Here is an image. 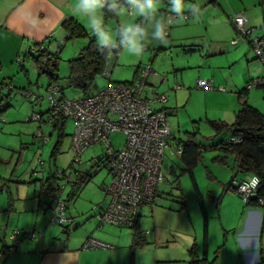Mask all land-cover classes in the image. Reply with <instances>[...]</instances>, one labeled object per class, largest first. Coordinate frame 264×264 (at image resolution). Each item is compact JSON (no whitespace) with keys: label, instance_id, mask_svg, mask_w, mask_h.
<instances>
[{"label":"rangeland","instance_id":"obj_1","mask_svg":"<svg viewBox=\"0 0 264 264\" xmlns=\"http://www.w3.org/2000/svg\"><path fill=\"white\" fill-rule=\"evenodd\" d=\"M139 3L141 5L144 0H139ZM182 3L183 12L178 15L171 11L174 7L172 0H155V11L147 13L148 16L141 14L139 18L135 16L139 12V4L132 3L128 9L127 5L120 3L115 16L102 10L97 24L85 22L88 37H66L59 48L53 40L49 50L57 51L58 77L55 81L63 86L68 97L81 93L65 84L67 59L76 56L90 37L97 42L119 45L117 51L107 57L104 72L95 75L96 87L109 81L135 79L137 70L145 64L155 71V75L146 76L142 93L149 96L155 89L166 96L164 102H153L152 105L167 106L166 119L173 137L164 149L162 179L157 183L153 201L138 208L139 227L155 243L172 239L170 244L185 247L194 241L200 256L204 219L193 187L194 179L206 216V254L212 258L215 253V262L226 247L216 201L223 193V183L230 176L231 161H214L211 158L214 149H205L191 167L190 175L176 146L188 132H195L198 143L206 146L226 135V131L214 133L210 122L232 121L233 111L239 107L235 92L245 87L247 81L263 74V64L254 57L248 39L255 34H264V19L257 0H182ZM166 11L170 15H165ZM233 11H244L249 18L245 26H252V30L245 38H237L239 32L230 21ZM157 23L163 26L164 39L154 35ZM130 27L134 31H142L139 55L130 53L127 48L126 34L131 35L127 32ZM101 32L108 39H104ZM232 39H236V43ZM24 50L25 47L18 55L21 60L7 62L3 59L0 64V244L12 240L8 234L13 228L30 230L36 218L37 230L44 229V235L50 238H63L65 235L61 225L50 219L52 209L48 205L51 198L40 192L38 179L55 168L69 172L74 155L70 148L73 123L70 118H65L59 133L50 121L42 120L39 124V120L28 118L33 112L47 107L49 77L45 72H38L31 57L36 52L26 53ZM197 79L208 81L210 87L196 86ZM174 83L181 86L174 88ZM30 93L38 95V99H32ZM245 98L247 104L264 116V85L247 88ZM108 139L116 148L122 144L124 134L112 131ZM104 151V144L94 143L81 151L78 162L72 160L73 166L87 172L85 180L74 187L65 184L63 177L59 179V183H63L59 195L64 199L67 197L64 212L72 220L67 224L68 239L92 230L97 225L95 212L107 204L109 195L103 187L111 180V174L101 159ZM70 189L73 190L72 195L68 194ZM223 195L226 217L230 219L234 211L227 194ZM179 196L183 198V205L177 201ZM238 198L241 216L242 209L247 207L243 199ZM7 202L11 208L5 211ZM101 226L123 230L117 235L120 239L129 236L130 228L126 225L104 222ZM163 249L166 250L165 247Z\"/></svg>","mask_w":264,"mask_h":264},{"label":"built area","instance_id":"obj_2","mask_svg":"<svg viewBox=\"0 0 264 264\" xmlns=\"http://www.w3.org/2000/svg\"><path fill=\"white\" fill-rule=\"evenodd\" d=\"M113 1L115 0H103L102 6ZM166 15L170 13L166 12ZM230 21L239 32L237 38H245L252 30V26H245L247 17L240 11H234ZM236 39L232 41L235 42ZM61 41L62 39L57 40V46L62 45ZM248 42L254 57H257L264 67V34H255ZM42 47L43 44L34 43L27 46L24 51L35 52ZM148 74L155 75V71L149 64H145L137 70L136 78L132 82L109 81L96 87L89 94H79L76 97L66 96L63 86L59 82H52L46 87L47 107L42 111L33 112L28 117L39 120V124L42 120L51 122L59 115L72 120L70 148L74 155L69 172L65 173L64 169L53 170L54 176H59V179L63 177L64 183L68 186L74 175L80 171L79 166L75 167L72 163L79 161L81 151L94 143L105 145L101 159L108 166L111 180L103 187L109 195L107 204L95 213L98 224L104 222L116 225L131 224L140 205L152 203L157 183L162 179L161 162L164 149L169 146L171 134L165 110L152 105L153 102H163L164 94L155 89H152V95L149 96L142 93ZM257 84L264 85V72L260 77L249 80L246 87ZM196 85L210 87L208 81L204 79H197ZM30 94L32 99H38V95ZM112 131L124 134L122 144L116 148L112 147L108 139ZM177 148L176 146V151ZM59 179L56 187L60 193L63 183H59ZM232 184L235 192L243 200H247L256 189L258 179L252 175L246 180L233 179ZM40 192L51 198L48 205L53 214L50 216L51 221L59 225L66 224L69 216L64 212L65 199L59 194L53 197L51 188L45 180L40 182ZM258 204L264 205V196L258 198ZM40 235L38 230L22 232L19 228H13L8 234L13 244H16L20 237L37 239ZM109 246L111 244L87 236L80 247L88 249ZM12 250L14 247L10 245L8 251Z\"/></svg>","mask_w":264,"mask_h":264},{"label":"crops","instance_id":"obj_3","mask_svg":"<svg viewBox=\"0 0 264 264\" xmlns=\"http://www.w3.org/2000/svg\"><path fill=\"white\" fill-rule=\"evenodd\" d=\"M120 3L127 5L128 9H131L132 3L139 4L138 9L140 8V3L132 0H128L127 3L121 1L117 3V7ZM117 7L116 9L119 10ZM102 10H105L103 6L96 12L86 11L80 0H0V64L3 59L8 60L7 62L21 60L22 58L18 57L20 50L23 47L33 45L35 42L43 44L49 50L50 42L53 40L57 42L58 39L64 38L65 31L60 26L62 19L72 16L83 26L86 23L97 24ZM135 16L139 18L141 14L138 12ZM46 42L47 45H45ZM175 84L178 83H174V88L181 86V84L177 86ZM173 94L175 93L173 92ZM155 107H163L166 111L165 107L167 106ZM230 168L231 173L226 181L232 175L239 179L250 177L247 172L235 171L232 167ZM238 172L239 175L236 174ZM224 192L227 194V199H230V206L234 211V216L230 219L226 217L225 208L227 206L224 205ZM238 197L234 191L223 189V193H220L216 201L217 212L223 229L222 235L226 238L224 239L226 247L220 251L221 253L215 261L216 264H255L261 258L264 259V205L243 203L247 208L242 209L243 215L240 216ZM9 208L11 207L7 202L4 210L8 211ZM102 208L103 206H100L97 211ZM139 217L140 214L138 213L137 228L145 240L140 246L131 247L132 228L127 225L130 228L129 236L122 239L117 235L123 233V230L111 226H101L104 223H97L92 230H86L80 237L73 239H68V234H65L63 238L59 236L50 238L44 235V229L40 228L41 235L37 239L22 237L16 242L12 251H8L9 245L13 244L11 243L12 240L2 242L0 252L3 259L0 264H189L193 254L198 255L194 241L185 247L170 244L172 239H166L161 244L150 241L145 231L139 227ZM36 226L37 218L31 229H37ZM61 231L64 232L62 226ZM87 236L105 240L111 246L81 248V243Z\"/></svg>","mask_w":264,"mask_h":264},{"label":"trees","instance_id":"obj_4","mask_svg":"<svg viewBox=\"0 0 264 264\" xmlns=\"http://www.w3.org/2000/svg\"><path fill=\"white\" fill-rule=\"evenodd\" d=\"M119 2L121 1L115 0L113 2H109L108 4L104 5L103 8L109 15L115 16V10L117 3ZM122 2L127 3L128 0H124ZM257 4L260 6L264 19V0H257ZM60 26L65 31L64 38L78 36L88 37L85 27L72 16L62 19ZM64 38H62V40ZM35 44H39V42H35ZM61 46L62 45L58 46V48ZM118 47V44L111 45L105 42H97L93 37L88 38L87 43L80 48L78 54L67 59V73L64 78L65 84L79 91L82 95L91 93L96 88L94 83L95 75L104 72L107 57L109 54L117 51ZM35 52V55L31 54L32 60L35 63L38 72H45L49 77V81L46 85L47 87L50 83L56 82L55 80H57L58 77L56 71L58 57L57 51H49L43 46L42 48H38ZM133 80L119 82H132ZM257 85L263 86V84ZM246 90L247 87L245 85V87H242L236 91V98L238 100L239 107L234 111V117L232 121L226 122L224 120H213L210 122L214 133L218 134L222 131H226L227 133L225 136H223L219 141L212 143L210 146H206L198 143L195 132H188V135H186L185 139L178 140L177 152L185 165V169L190 172V175L192 174L191 167L197 163L198 159L201 157L202 151L205 149H214L215 153L211 157L214 161L227 163L228 159H230V166L235 171L247 172L250 174V176L254 175L257 177L258 184L256 189L248 196V199L243 200V202L245 204L259 205L258 198L264 196V116L258 109L251 106L250 104H247L245 98ZM64 120L65 117L59 115L51 121V125L52 127H57L58 132L61 133ZM83 171L80 170L74 175L73 181H71L69 184L71 188L74 187L75 184L85 180V175L87 172ZM57 179H59V176H54L53 171L50 170L38 180L39 185L41 180H45L47 182V185L49 188H51L52 195L54 197L59 194V189L56 187ZM233 179L246 180L243 178H236L234 175H232L229 180L224 183V190L230 189L235 191L234 185L232 184ZM193 187L199 207L203 214L204 226L202 230L201 241L202 253L200 256L193 254L189 264H215V253L212 258H208L206 255V216L201 195L194 182V179ZM68 194L72 195L73 190L70 189ZM65 199H67V197ZM177 201L180 203V205L184 204L182 196H179V200ZM137 215L132 223L127 225L132 228V248L135 246H140L145 242L141 231L139 228H137ZM71 221L72 220L68 218V222L61 225L66 235L69 233L67 224ZM73 225H76V223ZM20 231L25 232L21 229ZM12 245L13 247L15 246V244ZM190 249L192 250V248ZM2 259L3 255L1 254L0 261ZM255 264H264V259L261 258Z\"/></svg>","mask_w":264,"mask_h":264},{"label":"clouds","instance_id":"obj_5","mask_svg":"<svg viewBox=\"0 0 264 264\" xmlns=\"http://www.w3.org/2000/svg\"><path fill=\"white\" fill-rule=\"evenodd\" d=\"M83 4L84 9L86 11L96 12L100 7L103 5V0H80ZM135 2H139V0H135ZM172 4L174 7L171 8V11L181 15L183 12V3L182 0H172ZM156 8L155 0H144V3L140 5L139 13L140 14H147L149 12H154ZM128 33H131L130 36L126 34V41H127V48L130 53L139 55L142 51V46L139 43V39L142 35L141 30L134 31L131 27L127 29ZM100 35L104 39H108L107 35L104 33H100ZM156 38L164 39L165 32L163 26L160 23L156 25V31L154 33Z\"/></svg>","mask_w":264,"mask_h":264}]
</instances>
